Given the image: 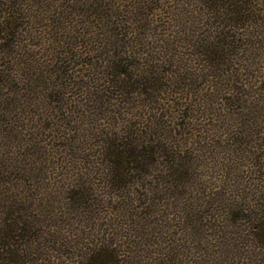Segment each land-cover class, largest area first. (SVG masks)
Returning <instances> with one entry per match:
<instances>
[{
	"label": "rangeland",
	"instance_id": "obj_1",
	"mask_svg": "<svg viewBox=\"0 0 264 264\" xmlns=\"http://www.w3.org/2000/svg\"><path fill=\"white\" fill-rule=\"evenodd\" d=\"M205 1L0 0L19 15L0 40V234L31 221L20 257L0 264H77L107 243L118 264H263L234 213L264 216V0L241 30ZM216 39L230 45L211 72L199 48ZM114 66L144 95L114 92ZM127 132L160 153L133 197L113 195L100 156ZM144 203L150 216L134 209Z\"/></svg>",
	"mask_w": 264,
	"mask_h": 264
},
{
	"label": "trees",
	"instance_id": "obj_2",
	"mask_svg": "<svg viewBox=\"0 0 264 264\" xmlns=\"http://www.w3.org/2000/svg\"><path fill=\"white\" fill-rule=\"evenodd\" d=\"M252 1L253 0H206L205 5H207V9L211 12L213 19H220L219 21H221L223 25L230 23L231 25L228 26L233 27V29L241 30L244 27L245 20L252 17L253 14L256 13ZM100 3L101 2L92 5V10L94 11L93 16H97L98 19H104L107 17V15L99 13L102 9L104 10V7H102ZM4 6L5 5L3 3L0 4V40H4L12 36L13 33H11V31L17 29V26H15L14 22L18 20L19 16L17 11L14 10L12 6L8 5L5 9ZM77 13L78 11H73L70 14L73 17L76 16ZM83 13H87V11L85 10ZM111 25L114 27V24L110 23L109 34H113L115 32V29L112 28ZM61 28L59 29V27H57V30H62ZM56 33L58 35L61 32L56 31ZM115 33L116 34L114 36H119L120 38L123 37L121 33ZM127 34L128 33H125L124 36ZM219 38L224 39V33L221 37H217V39ZM229 45L230 44L227 42L223 43V40H217L214 42V45L200 46L199 55L202 56L205 67L209 69V71L212 72L213 70H217L225 66V62L227 61L225 58V53ZM125 54H129L127 50L126 52H122V55ZM123 62L124 60H121V63ZM127 66L129 65H126V67ZM111 70L112 73H108L107 75V81L110 83V87L114 92L123 93V91H125L124 93L126 95H144L142 87L146 86L145 82L136 81L135 77H132V75L129 74L126 69H119L117 66H114ZM152 80L153 82L155 81V79H151V82ZM136 85H138L137 88H135ZM146 88L147 87H145V89ZM218 99L222 98L220 97ZM225 100L230 101V103H238L243 101L240 97L236 96L232 98L228 95ZM126 134L127 135L124 138L117 137L115 139L112 138V140L109 142L105 141L102 151L103 154L100 156L101 158H104V161L110 165L109 170H107V187H110L111 190H113V195H122V193L124 194L126 191H128V196L130 195L133 197L134 194L133 192L129 191L130 188L135 184L140 185L141 188H147V186L142 183L143 178L149 176L153 163H157L154 162L156 161L154 157L156 154L158 155L160 153H157L155 142L148 141V138H145L147 133H144L145 135H139V137L136 139L135 133L130 132L128 134L127 132ZM149 136L152 138L153 134L149 133L148 137ZM150 144L152 145L150 146ZM153 148L156 150L154 151ZM149 155L152 156L153 159L149 160ZM174 160L176 161L175 158L171 159V167L176 166ZM172 177L175 176L173 175ZM86 194L87 193L81 194L78 189L72 192L74 199H78V196H82L81 200L84 204L85 202H88L89 198V196H86ZM142 198L147 199L145 194L142 195ZM128 199L131 198L128 197ZM137 199L139 202L140 199ZM134 201L136 200H132L131 202ZM141 206L139 204V208H134L135 211L144 210V217L150 216L152 214L153 211H151V207H149L147 203H144ZM246 211L247 209L244 210V208L239 205L238 209L234 213L237 214L234 218L240 223L244 224L242 225L243 227L247 226L249 242L253 245V248L259 250L257 252L261 253L260 255L264 257V216H260L258 214H252L249 216L246 214ZM242 213L246 215L241 216L240 214ZM22 218L23 217L21 216L19 218H14L13 223L7 225V229H5L2 234H0V255H4L6 258L12 255L13 258L15 257L18 259V257L21 255V253L19 254L20 249L17 248V244L20 242L19 239L21 236L19 233L27 232L25 229H29V227H31V221L28 220V217L24 218L25 220H22ZM20 220L22 222L19 223ZM14 221L16 223H14ZM238 221L235 222L238 223ZM22 251L23 249H21V252ZM86 251L87 252L84 255L75 257L78 258V261H76L77 264H118L117 258L119 252L116 250V246L111 245V243H107L104 247H100L98 245L94 247L92 246ZM32 254H35L34 251L33 253L30 252L29 256ZM35 262L36 259L33 258L29 261H26L25 264H36ZM15 264L21 263L18 261Z\"/></svg>",
	"mask_w": 264,
	"mask_h": 264
}]
</instances>
